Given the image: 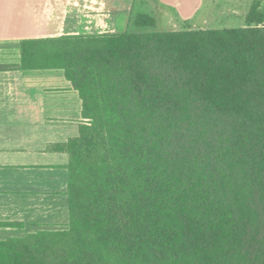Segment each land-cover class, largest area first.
Segmentation results:
<instances>
[{
  "label": "trees",
  "instance_id": "obj_1",
  "mask_svg": "<svg viewBox=\"0 0 264 264\" xmlns=\"http://www.w3.org/2000/svg\"><path fill=\"white\" fill-rule=\"evenodd\" d=\"M259 6L243 28L21 41L19 68L63 70L88 122L54 148L68 230L0 242V264H264Z\"/></svg>",
  "mask_w": 264,
  "mask_h": 264
},
{
  "label": "crops",
  "instance_id": "obj_2",
  "mask_svg": "<svg viewBox=\"0 0 264 264\" xmlns=\"http://www.w3.org/2000/svg\"><path fill=\"white\" fill-rule=\"evenodd\" d=\"M144 1L166 16L173 9L170 22L187 27L204 3ZM226 1L230 12L220 15L239 16L234 5L240 0ZM254 1L264 12V0L249 3ZM135 4L136 0H0V242L68 230L69 156L54 148L76 137L78 127L88 122L63 70L19 68L20 42L126 32L135 18ZM245 25L243 20L239 28Z\"/></svg>",
  "mask_w": 264,
  "mask_h": 264
},
{
  "label": "rangeland",
  "instance_id": "obj_3",
  "mask_svg": "<svg viewBox=\"0 0 264 264\" xmlns=\"http://www.w3.org/2000/svg\"><path fill=\"white\" fill-rule=\"evenodd\" d=\"M249 0H240L234 5L237 8V13L240 15L236 18H223V14H229L230 9L228 7L226 0H204L203 6L190 21L187 27L185 24H179L175 22H170V18L173 15V9H169L168 16L166 13L159 9V12L154 9L150 2L143 0H136L134 5L133 15L134 17L138 14H148L154 18L156 24L153 28H139L136 27L134 21L129 24L127 33L130 34H150V33H168V32H178L185 29L191 30H222V29H236L241 26L243 20L246 21V15L249 10L247 6L251 7ZM250 9V8H249ZM247 10V13L245 12ZM246 15H245V13ZM244 14V15H243ZM226 19V20H225Z\"/></svg>",
  "mask_w": 264,
  "mask_h": 264
}]
</instances>
